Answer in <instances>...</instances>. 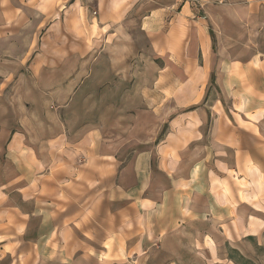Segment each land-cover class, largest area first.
<instances>
[{"label": "rangeland", "instance_id": "374dc122", "mask_svg": "<svg viewBox=\"0 0 264 264\" xmlns=\"http://www.w3.org/2000/svg\"><path fill=\"white\" fill-rule=\"evenodd\" d=\"M26 1L19 0V3L26 5ZM42 1L39 0L41 11L47 5L46 0L44 4ZM187 1L198 9L196 15L206 25L208 17L199 0H55L53 12L44 10L45 17L35 30L27 28L29 19H25L24 56L21 61H14L12 54L18 47H11L10 61L0 64V179L5 181L10 177L9 164L5 163L3 157V154H8V132L21 128L20 120L26 118L25 142L33 152L116 145L113 153L121 155L115 158L127 163L137 152L150 147L152 157L148 173L151 174L153 192L170 190L172 187L187 192L190 181L185 179L189 169L194 168L192 181L207 185L217 199L222 194L226 200H234L236 185L240 187L242 199L248 200V192L254 198L262 197L264 189L258 187L261 182L259 177L252 180L253 175L244 174L246 168L240 171L243 174H235L232 170L224 174L212 158L213 140L232 139L235 136L245 138L251 130L256 134L254 125L240 122L238 127L228 121L229 100L224 98L218 80L214 81L213 77L202 90L201 97L196 96L197 68L191 64L189 54L194 53V28H189V22L183 24L184 37L183 33H176V26L172 27L170 19L162 23L158 18L159 11L171 10L174 14L179 11L180 4ZM208 24V30L216 26L210 22ZM258 30L244 28L230 32L247 35V38L252 35L256 40ZM173 33L175 35L172 37ZM162 43L172 48L171 54L164 53ZM188 43L191 51L187 48ZM178 46L181 47L180 51L177 50ZM239 47L233 48L236 51L234 57L238 59L244 58L251 50V47L245 46L246 51L242 54L243 48ZM252 48L254 54L260 51L256 45H252ZM214 49L212 72L221 71L224 74L233 64L229 66L214 62L220 58V54L227 58L232 54L231 50L228 49V54L226 49L217 46ZM179 52L182 58L177 57ZM257 64L250 62L252 66ZM237 66L245 68L242 64ZM238 67L231 69L238 72ZM19 69L20 74L17 73ZM2 74L7 77H2ZM19 75L22 77L21 84L17 83ZM63 79L68 86L77 79L78 86L58 91L56 82L63 83ZM190 90L195 97L184 98L183 94ZM216 100H221L226 114L221 112V108L217 110L219 101ZM203 140V145H185L188 141ZM125 143L133 145L121 152L120 144ZM202 153L203 158H200ZM175 160L179 169L173 173ZM57 169L53 168L52 175L44 180L40 178L42 174L36 176L37 182H46L49 186L37 193L42 199L43 209L46 205L43 200L45 195L52 199V209L59 211L62 207L55 182ZM176 177L180 180L172 185L171 181ZM243 189L246 195L241 192ZM186 197L189 195H169L166 208L170 215L175 208L187 204ZM91 201L90 198L88 202ZM50 206L48 204L47 207ZM183 215L189 218L191 214L183 210ZM188 218H183L179 225L172 219L165 224L154 215L151 225L155 229L153 232L157 234L159 227V231H164L162 236L152 238L153 243L140 256L128 253L126 259L122 252L121 260L114 264H235L231 256L225 255L222 241L210 235V230L217 233V228L212 230L213 226L206 224V221ZM1 229L0 234L11 235L6 241L14 239L10 220ZM16 245V242L12 244L9 254L0 251L2 264H62L58 260L40 261L37 254L32 253L31 246L25 243L18 247L20 251L16 254ZM107 261L104 264H112ZM250 264L257 263L250 260Z\"/></svg>", "mask_w": 264, "mask_h": 264}, {"label": "crops", "instance_id": "0c3cea01", "mask_svg": "<svg viewBox=\"0 0 264 264\" xmlns=\"http://www.w3.org/2000/svg\"><path fill=\"white\" fill-rule=\"evenodd\" d=\"M42 2L44 4V0ZM46 2L47 5L42 10L53 12L55 0H46ZM25 4H20L19 0H0V64L10 61V48L15 46L18 48L12 54L14 61H21L26 43L25 19H29L27 28L35 30L45 17V12L40 10L39 0H28ZM199 4L203 6L208 17L206 25L201 17L196 15L198 9L188 1L180 4L179 11L174 14L171 10L159 11L158 18L162 23L165 19H170L172 27L176 26L177 34L184 35L183 24L187 22L191 24L189 28H194V53L189 54L192 58L191 64L197 68L196 96L201 97L202 90L210 80L213 78L214 81L218 80L220 92L226 100H229L228 121L238 127L241 125L240 122H250L255 127L256 134L251 130L245 138L235 136L232 139L212 141L214 154L212 158L216 161L217 168L223 173L232 170L238 175L243 174L240 171L246 168L244 174L253 175L252 180L256 177L261 179L258 187L262 190L264 189V0H199ZM209 22L216 26L208 30L206 27ZM244 28L259 29L258 32L256 31L258 39L255 40L252 35L247 38V35L239 36L230 32ZM174 35L173 33L172 37ZM252 45H256L260 51L254 54ZM215 46L226 49L228 54L230 48L232 53L227 58L220 54V58L214 62L229 66L233 64L224 74L221 71L212 72V54ZM238 46L243 48L242 54L246 51L245 46L251 47V50L244 58L238 59L234 57L236 51L233 49ZM162 47L164 53L171 54L172 48L169 45L162 43ZM187 48L191 51L189 43ZM174 50L176 52V49ZM177 50L180 51L181 47L178 46ZM180 53L178 56L175 55L182 58ZM250 62L258 64L252 66ZM237 64L245 65V68L238 67ZM235 67L239 68L238 72L232 70ZM17 73L20 74L21 69ZM75 73L76 71L73 72ZM2 77L6 78L7 75L2 74ZM21 78L19 75L18 84H21ZM64 80L63 83L56 82L58 91H63L65 88L70 90L78 86L77 79L69 86ZM183 96L191 98L195 97V93L190 90ZM216 101H219L217 110L221 108V112H225L221 100ZM19 124L21 128H13L8 132L6 138L8 154H3L5 163L9 164L10 177L5 181L0 179V231L1 226L10 220L15 236L13 240L6 241L11 235L2 232L0 251L11 253L12 244L16 242L15 248L18 254L20 251L18 247L25 243L31 246L32 253L37 254L40 261L43 259L58 260L62 264H104L109 260L114 264L121 260L122 252L126 259L129 257L128 253L132 256H140L153 243L152 238L162 236L164 231H159V227H157L158 233L154 234L155 229L151 226L154 215L161 223L166 224V221L172 219L171 221L179 225L183 218H188L183 215V210H188L191 214L188 219L204 220L206 224L213 226L212 230L217 228L218 232L214 233L210 230V235L219 242L222 241L225 255L231 256L235 264H250V260L264 264V195L257 199L249 192V195L244 193L243 189L241 192L247 194L248 200L242 199L239 194L240 187L236 185L234 200H226L222 194H220L221 198L217 199L207 185L203 186L197 181H192L191 172L194 168L189 169L185 179L187 182L190 181L187 192L183 193V189L176 187L170 190L162 189L158 193L153 192L151 174L148 173L152 157L150 147L137 152L138 154L127 163L115 158L121 155L113 153L116 145L33 152L32 147L26 146L25 142L26 118L20 120ZM189 143L205 144L203 140L188 141L185 145ZM130 145L133 144H120L121 152L126 151ZM22 150L24 152L20 153ZM203 155L204 153L200 158H203ZM174 163L173 173L179 169L177 160ZM55 167H58V177L55 178V182L62 202L59 211L52 209V199L46 195L43 197L46 201L43 209L42 199L40 200L37 195L44 187L48 189L49 186L46 182L44 184L37 182L36 176L42 174L40 178L44 180L46 176L52 175V169ZM179 180V177H176L171 184L175 185ZM88 193L91 195L86 198L85 195ZM176 194L189 195L188 198L186 197L188 201L185 206L175 208L177 211L174 209L175 212L170 215L166 208L167 199L169 195L175 197ZM90 198L92 201L88 202ZM48 204L51 206L47 207ZM1 257L3 256H0L2 261Z\"/></svg>", "mask_w": 264, "mask_h": 264}]
</instances>
